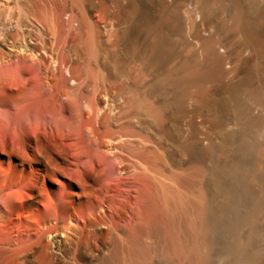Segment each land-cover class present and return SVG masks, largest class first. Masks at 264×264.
I'll return each instance as SVG.
<instances>
[{"label":"rangeland","instance_id":"1","mask_svg":"<svg viewBox=\"0 0 264 264\" xmlns=\"http://www.w3.org/2000/svg\"><path fill=\"white\" fill-rule=\"evenodd\" d=\"M0 264H264V0H0Z\"/></svg>","mask_w":264,"mask_h":264},{"label":"bare ground","instance_id":"2","mask_svg":"<svg viewBox=\"0 0 264 264\" xmlns=\"http://www.w3.org/2000/svg\"><path fill=\"white\" fill-rule=\"evenodd\" d=\"M15 68H16V66H15V63L13 61L12 64H11V67H10L11 78H10V81H9V84H8V88L11 91V93L9 95L10 103L5 105L6 111H7L8 115H9L10 125H11L12 131L16 127L15 125H16V119H17V111H16V108H15V105H14V101L16 99V97L14 95L15 94V92H14L15 91ZM187 74H188L187 75V79H185V80L180 82V84L183 85V86H187L188 84L192 83V81H194L197 78V76H198V72H197V70L195 68H189ZM10 153L12 154L11 151H10ZM18 172H19V169H18L17 164L13 160L10 161V171H9L10 174L8 176V179H9V181H11V183H14V181L16 180ZM201 206H203V205H201ZM205 209H204V207H200L199 213L202 215L203 212H205L204 211ZM195 224H196V222L193 223V221H191L189 223V225L192 228H194ZM152 226H153L152 231L154 233H158L160 231V225H159L158 220H154V223L152 224ZM143 233H148V230L144 229ZM200 234H202V232H200ZM170 240L171 241H169V243L167 245L168 246V250L167 251L169 253H177V252H180L181 250L185 251L187 249L189 251V254L191 256H193L194 258H196L195 260H198V261H199V259H201V260L203 259L204 260V258H205L204 256L205 255L204 254H203L204 256L201 255L202 252L200 253V251L202 249L201 250L199 249L200 248L199 247L200 244L199 243H198L199 245L197 244V242H196L197 239H195V242L192 241V243H188L189 245L186 244V243H184L185 245L184 244L182 245L181 242H179L178 239L175 236H173Z\"/></svg>","mask_w":264,"mask_h":264}]
</instances>
